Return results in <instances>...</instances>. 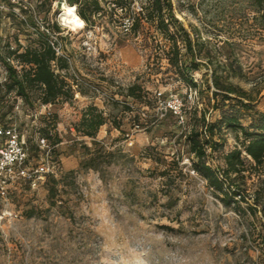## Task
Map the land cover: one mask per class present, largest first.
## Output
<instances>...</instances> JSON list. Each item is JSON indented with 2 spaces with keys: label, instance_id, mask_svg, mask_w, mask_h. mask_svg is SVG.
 <instances>
[{
  "label": "rangeland",
  "instance_id": "obj_1",
  "mask_svg": "<svg viewBox=\"0 0 264 264\" xmlns=\"http://www.w3.org/2000/svg\"><path fill=\"white\" fill-rule=\"evenodd\" d=\"M42 1L35 18L0 0V83L7 78L4 57L19 45L37 46L43 31L69 62L59 74L73 86L74 97L34 107L18 99L11 112L0 105V115L5 114L0 124L24 137L29 166L42 162L40 140L46 138L57 183L54 198L49 176L35 185L15 180L7 198L0 196V264H264V174L259 176L246 158L241 132L225 128L211 136L206 129L236 103H217L213 95L212 73H226L230 59L240 74L230 81L251 100L252 113L240 112L243 125L250 124L253 112L264 111V19L257 1L171 0L178 21L193 40L205 44L198 69L190 71L195 86L176 80L163 51L168 43L155 25L144 22L145 36H136L119 9L114 17H94L95 25L73 29L62 19L69 5L65 0ZM146 1L125 0L124 7L130 4L138 13ZM180 47L186 53L181 42ZM11 63L21 69L15 59ZM134 83L147 92L142 101L125 97ZM189 86L197 96L190 104L192 128L220 144L213 154L207 148L208 164L222 177L226 154L236 148L243 152L248 170L231 173L233 188H247L240 205L227 197L223 201V193L194 170V157L173 118L147 129L155 96L183 97ZM145 104L150 107L142 115ZM91 105L106 119L95 137L77 127ZM139 113L142 129L134 130ZM127 133H133L131 140ZM91 157L96 168L86 163ZM173 159L180 160L177 166ZM166 168L170 171L162 175Z\"/></svg>",
  "mask_w": 264,
  "mask_h": 264
},
{
  "label": "trees",
  "instance_id": "obj_2",
  "mask_svg": "<svg viewBox=\"0 0 264 264\" xmlns=\"http://www.w3.org/2000/svg\"><path fill=\"white\" fill-rule=\"evenodd\" d=\"M65 1L69 5L76 7L78 15L87 25H95L94 17L108 14L114 17L117 15L116 13L119 9L125 12V16H122L123 20L127 19L129 21V31L136 36H145L143 32L145 30L144 22L155 25L156 29L163 35L165 41L168 43V48H166L167 46L164 44L163 51L169 54L168 63L175 69V74L177 75L176 80H181L193 86L196 85L190 71L198 69L199 63L196 61L200 59V53L205 44L202 43L199 45L193 40L188 31L178 21L174 14L171 0H147L145 5L141 6V10L138 13L133 12L131 7H129L130 4L128 7H124L126 4L125 0H112L110 4H108L106 0ZM256 1L259 6V12L264 19V0ZM42 4V0H36L35 5L37 12L39 11V6ZM20 9L22 10L24 8L20 7ZM132 13H134L133 16ZM55 29L59 31L60 28L55 26ZM37 40V46H25L22 49L19 45L16 49L10 50L7 57H4L7 78L5 82L0 83V105L7 107L9 112L14 109L18 99H22L27 105L34 107L36 103L40 105H52L60 100L68 101L74 97L73 86L59 74V71L69 69V62L64 56L57 53L55 46L58 45V43L51 40L49 35L43 31L38 33ZM52 42H54V45ZM180 42L184 45L186 53L181 52ZM187 55H189V62L186 59ZM204 55L207 61L213 63V58L209 53L205 52ZM12 59H15L21 65V69H18L11 63ZM230 60L231 64H229L226 73L221 75H218L216 71L212 73V81L216 89L213 91V95L217 103L221 100L224 102L234 100L236 103L229 104V107H231L229 112H224L219 121L208 124L206 129L211 136H214L225 128L234 132H241L246 139L243 150L246 158L252 161V166L257 169L260 176L264 174V111L253 112V114L250 115V124L248 126L243 125L240 112L241 109H250L252 113L250 108L251 100L246 90L240 86L234 85L230 81L232 77L240 75L238 74L239 72L236 66L238 63L235 62L234 59ZM189 89H191V86H189ZM146 94L147 92L142 85L134 83L127 88L125 97H132L142 101L146 97ZM183 97L185 98V96ZM246 100L249 102H245ZM156 102L157 96H155L153 101L152 114H148V116L153 118L150 126L147 127L148 131L162 123L168 117L173 118L177 125V118L171 112H169L165 118L155 120L154 113ZM144 107L146 110H141L142 115L145 114L143 111H148L147 109H149L150 104ZM185 111L186 124L184 128L177 125L179 129L177 133L180 139L183 138L188 143L190 155L192 158L194 157V170L201 175L211 187L223 193V201L228 200L229 203L232 201L237 205H240L241 202H246L244 192H247V188L241 189L238 186L233 188L236 184L235 179L231 176V173L245 175L248 170L245 158L242 157L243 152L236 148L226 154V169L222 170L223 178L220 177L217 170L212 168L207 161V148H209L211 150L210 153L213 154L219 151L220 144L209 139H202V132L197 128H192L190 121L192 106H190L189 103H186ZM140 113L138 114V121L135 122V124L141 123ZM3 117H5V114L0 115V119ZM105 121L106 119L103 113L96 106L91 105L82 113L81 121L77 127L82 135L95 137L99 128L105 124ZM40 131H45L46 137H49L46 128H41ZM20 137L22 143L28 150L24 137H22L21 134ZM2 143L3 138L0 136V146ZM94 159L95 157H91L86 163L96 168V164H90ZM179 161V159H173L172 163L177 166ZM27 163L29 164V153ZM168 171H170V169L166 168V170L162 172V175H167ZM249 171H253V169ZM47 176H49L50 183L52 180L54 181V184L51 183L49 186L50 198H54V194L57 190V183L53 173ZM20 179L25 182H30L24 178ZM238 196L239 198L237 199L236 197ZM248 207L253 213H256V208L249 205ZM33 215L34 210H29L27 216L32 217Z\"/></svg>",
  "mask_w": 264,
  "mask_h": 264
},
{
  "label": "built area",
  "instance_id": "obj_3",
  "mask_svg": "<svg viewBox=\"0 0 264 264\" xmlns=\"http://www.w3.org/2000/svg\"><path fill=\"white\" fill-rule=\"evenodd\" d=\"M19 9L23 7L33 16H37L36 5L31 0H10ZM129 22V21H128ZM48 32V29H46ZM54 41V40H53ZM55 42V41H54ZM54 42L52 44L54 45ZM57 53L60 55V48L55 46ZM196 91L190 89L186 92L185 98L178 95L163 97L158 93L155 106V120L165 118L171 112L176 118L178 125L184 128L186 124V103H194L196 100ZM141 125L135 124L134 130H140ZM0 136L5 140L0 146V196L7 198L9 189L15 180L24 178L30 183L36 184L37 180L44 179L45 176L55 171V166L50 160L51 148L46 143L45 138H41L42 147L45 149V156L41 163L35 167L29 166L28 150L21 141L20 132L14 127H7L0 124ZM133 133H127V138L131 140Z\"/></svg>",
  "mask_w": 264,
  "mask_h": 264
},
{
  "label": "bare ground",
  "instance_id": "obj_4",
  "mask_svg": "<svg viewBox=\"0 0 264 264\" xmlns=\"http://www.w3.org/2000/svg\"><path fill=\"white\" fill-rule=\"evenodd\" d=\"M65 9L64 18H62L65 24L73 29L84 28L85 21L78 15L76 7L65 3Z\"/></svg>",
  "mask_w": 264,
  "mask_h": 264
}]
</instances>
